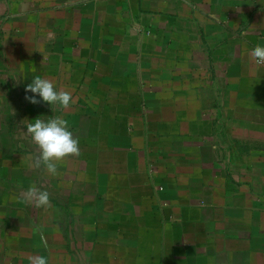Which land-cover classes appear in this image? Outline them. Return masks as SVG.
<instances>
[{"label": "crops", "instance_id": "obj_1", "mask_svg": "<svg viewBox=\"0 0 264 264\" xmlns=\"http://www.w3.org/2000/svg\"><path fill=\"white\" fill-rule=\"evenodd\" d=\"M257 44L264 0H0V264H264ZM52 116L80 147L55 176L23 132Z\"/></svg>", "mask_w": 264, "mask_h": 264}, {"label": "clouds", "instance_id": "obj_2", "mask_svg": "<svg viewBox=\"0 0 264 264\" xmlns=\"http://www.w3.org/2000/svg\"><path fill=\"white\" fill-rule=\"evenodd\" d=\"M251 56L256 64H264V45L257 44L251 52ZM25 99L32 104L44 102L51 106L55 112L57 108L68 109L72 103V95L68 91H57L54 83L46 78L37 75L25 88ZM37 96L39 99H37ZM25 136L36 145L38 155L31 163L33 169H41L50 176L57 175L58 163L68 157H78L80 155L79 140L75 138L69 130L68 121L59 117L52 116L47 120L37 117L33 121H25ZM22 198L32 207L46 208L50 203V193L42 190L36 185L30 186L22 193ZM39 231V229H37ZM43 240V236L41 235ZM30 264H48L47 258L36 255L29 258Z\"/></svg>", "mask_w": 264, "mask_h": 264}]
</instances>
